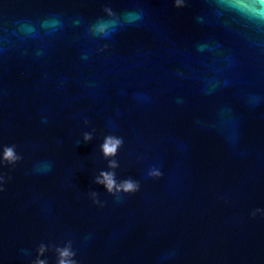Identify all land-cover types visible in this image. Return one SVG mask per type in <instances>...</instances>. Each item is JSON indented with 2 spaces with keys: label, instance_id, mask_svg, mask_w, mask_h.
Returning <instances> with one entry per match:
<instances>
[{
  "label": "water",
  "instance_id": "1",
  "mask_svg": "<svg viewBox=\"0 0 264 264\" xmlns=\"http://www.w3.org/2000/svg\"><path fill=\"white\" fill-rule=\"evenodd\" d=\"M257 6L0 0V264H58L69 246L77 264H264ZM102 171L139 190L107 193Z\"/></svg>",
  "mask_w": 264,
  "mask_h": 264
},
{
  "label": "clouds",
  "instance_id": "2",
  "mask_svg": "<svg viewBox=\"0 0 264 264\" xmlns=\"http://www.w3.org/2000/svg\"><path fill=\"white\" fill-rule=\"evenodd\" d=\"M261 3H264V0H260ZM176 6H180V0H176ZM109 15H114L111 9H105ZM253 14L256 16L264 15L261 12V9L257 6L253 8ZM140 17L136 13H126L124 17V22L126 23H134ZM121 22L118 19H110L107 21L100 20L94 25L95 31L103 36H108L110 34V30H115ZM92 138L91 133L84 134V140L88 141ZM123 139L121 137H117L115 135H107L104 138V142L102 144V150L104 155L107 156H115L117 150L122 146ZM4 151V161L8 164H15L17 161L21 159L15 152V145L6 146L3 149ZM109 168H117L118 164L115 160L109 162ZM150 177H160L161 172L155 168L151 169L148 172ZM102 177V179L100 178ZM100 177H97L95 183L103 185L107 191V193L112 194L114 196H119V194H132L139 190V183L137 181L132 180L131 178L125 179L117 183L115 179V173L111 171H102L100 173ZM2 190V189H0ZM93 196H96L97 193L93 192ZM94 203H99V201H95ZM43 247L41 246L40 252H43ZM55 251L59 253L60 259L58 264H77L76 260L67 259L68 257L74 256L75 253L70 250L69 247L59 248L56 247ZM35 264H45L44 261H36Z\"/></svg>",
  "mask_w": 264,
  "mask_h": 264
}]
</instances>
